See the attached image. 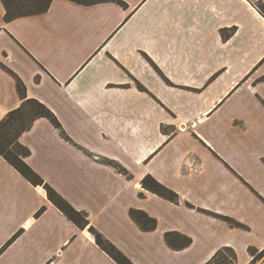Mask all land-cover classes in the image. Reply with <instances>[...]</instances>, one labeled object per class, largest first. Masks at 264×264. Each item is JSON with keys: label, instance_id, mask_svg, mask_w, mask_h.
<instances>
[{"label": "crops", "instance_id": "0c3cea01", "mask_svg": "<svg viewBox=\"0 0 264 264\" xmlns=\"http://www.w3.org/2000/svg\"><path fill=\"white\" fill-rule=\"evenodd\" d=\"M121 1L53 0L6 22L0 0V121L20 104L18 78L74 143L36 119L19 138L26 163L133 264H205L224 247L249 264L246 247L264 248V0ZM137 44L159 68L167 59L170 83ZM146 175L179 204L144 189ZM131 209L156 228L141 230ZM166 232L191 243L172 249ZM0 264L117 263L0 156Z\"/></svg>", "mask_w": 264, "mask_h": 264}, {"label": "trees", "instance_id": "16d2710c", "mask_svg": "<svg viewBox=\"0 0 264 264\" xmlns=\"http://www.w3.org/2000/svg\"><path fill=\"white\" fill-rule=\"evenodd\" d=\"M53 0H1L4 7V20L10 22L14 19L45 13ZM81 5H93L103 2H113L122 7L125 3L121 0H67ZM261 14L264 16V4L259 7ZM0 27V31H1ZM16 90L20 97V104L8 111L3 119L0 121V156L10 164L23 178L34 186H42L45 190L48 200L58 208L69 220H71L78 228L85 229L94 238L95 243L107 253L117 264H133L123 253H121L113 244L105 239L97 230L89 226L87 215L84 212L75 210L69 203H67L59 194L55 192L43 179L31 169L26 163V158L30 155L29 149L20 143L19 138L21 134L31 127L33 122L39 118L47 119L51 125L58 131L61 138L71 144H74L70 137L65 133L61 123L54 115V113L46 107L43 103L34 98H29L26 94L24 84L16 78ZM103 163L111 165L118 173L125 177H129V173L121 165L109 160L102 159ZM141 185L147 191L156 194L157 196L168 200L172 203L178 204V195L161 185L150 175L145 176ZM44 208H41L36 215L42 213ZM131 219L143 231H152L156 228L157 222L154 218L148 216L141 210L131 209L129 211ZM18 234V233H17ZM15 234L12 239L16 237ZM166 244L172 249H182L190 245L191 239L176 232H166L164 234ZM222 249L216 251L214 255L205 264H214L217 255ZM232 255L231 264H235L236 255L231 249H225ZM261 254L255 256L252 250H248V254L252 257L249 264H255L259 260ZM216 264H225L224 262H217ZM229 264V263H228Z\"/></svg>", "mask_w": 264, "mask_h": 264}, {"label": "rangeland", "instance_id": "374dc122", "mask_svg": "<svg viewBox=\"0 0 264 264\" xmlns=\"http://www.w3.org/2000/svg\"><path fill=\"white\" fill-rule=\"evenodd\" d=\"M153 42H154V40H153ZM148 48L150 49V50H154V47H153V43H150V44H148ZM155 51V50H154ZM131 52H133L132 54H134L135 53V57H137L138 59L140 58V61L141 62H145L144 64L148 67V68H153L156 72H158V74H161V76L165 79V80H167L168 82H169V80L166 78V73L162 70L163 68H165V69H167V71L168 72H170V71H172V69L170 68V67H168L167 66V59L166 58H163L162 59V61L160 62V61H158L159 63H160V68H159V66L157 65V64H155V62H153V60L148 56V55H146V52L144 51V50H141V47L137 44L136 45V47H135V49H133V51H131ZM144 58V59H143ZM146 59V60H145ZM157 63V62H156ZM163 63V64H162ZM178 64V63H177ZM183 64V63H182ZM178 66V68H180L182 65L179 63L178 65H176L175 67H177ZM161 67H163V68H161ZM133 80H135V78L133 77ZM135 82L137 83V85H138V82L135 80ZM170 83V82H169ZM140 86V85H139ZM167 130V129H166ZM171 132V129L169 128L168 129V133H170ZM147 176V175H146ZM127 178H130V175H129V177H127ZM153 178V177H152ZM154 179V178H153ZM245 185H247L246 183H245ZM167 188V187H166ZM167 189H169V188H167ZM171 190V189H170ZM171 191H173V190H171ZM174 192V191H173ZM179 202H180V199H179V196H178V204H179ZM190 208H192L193 206H192V204H187ZM166 217L168 218L169 216L168 215H166ZM223 222H225L228 226H230V227H236V228H239V229H242V230H244V231H248L249 230V227L248 226H246V225H243V224H241L240 222H238V221H236L235 219H233V218H230V217H224V216H221V217H219ZM264 229V225L262 224L261 225V227L259 228V229H257V230H263ZM131 235H132V237L134 236L135 238H137V235L135 234V233H133V232H131ZM225 235V233H222V232H218L217 233V235H215L216 236V239H221V238H223V236ZM231 239H233V240H235L236 242H240V241H242L243 239H244V237H245V235L243 234V233H241V232H238V231H236V232H234V233H232V234H229L228 235ZM215 238V237H214ZM148 249L150 250V248L148 247ZM225 249H231L232 251H234L232 248H229V247H224V248H222V250L219 252V254L217 255V257H216V260H215V263L214 264H216L217 262H224L225 264H231V263H233L234 261L232 260V255L230 254V252L228 251V250H225ZM252 250V252H254L253 254L255 255V256H258L259 254H261V252L263 251V249L264 248H258V247H255V246H252V245H248L247 247H246V250H245V252H246V254H247V256H248V258H250V261H251V259H252V257L248 254V250ZM234 253H235V251H234ZM235 255H236V253H235ZM264 259V252L262 253V255L260 256V258H259V260H257L256 262H255V264H258V263H260L262 260ZM237 263V256H236V260H235V264Z\"/></svg>", "mask_w": 264, "mask_h": 264}]
</instances>
